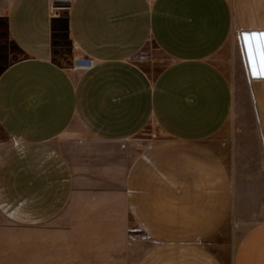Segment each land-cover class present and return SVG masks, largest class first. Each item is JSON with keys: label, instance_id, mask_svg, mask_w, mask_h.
Returning a JSON list of instances; mask_svg holds the SVG:
<instances>
[{"label": "crops", "instance_id": "crops-1", "mask_svg": "<svg viewBox=\"0 0 264 264\" xmlns=\"http://www.w3.org/2000/svg\"><path fill=\"white\" fill-rule=\"evenodd\" d=\"M63 16L49 0L0 14L22 56L0 75V216L40 227L94 206L151 243L135 264H222L207 238L264 214V162L233 173L237 88L222 62L236 25L264 30V0H74L70 39L92 61L75 70L59 60ZM150 44L161 58L144 68ZM247 75L264 161V77ZM151 123L159 137L140 139ZM236 264H264V220Z\"/></svg>", "mask_w": 264, "mask_h": 264}, {"label": "rangeland", "instance_id": "rangeland-1", "mask_svg": "<svg viewBox=\"0 0 264 264\" xmlns=\"http://www.w3.org/2000/svg\"><path fill=\"white\" fill-rule=\"evenodd\" d=\"M7 1L0 0V14L4 13ZM60 12L64 16L61 19L59 60L73 70L74 62H79L81 56L70 39L67 25L69 12ZM241 32L242 29L236 25L227 54L222 60L225 72L237 88L230 122L231 143L235 152L232 158L236 161L232 163V168L236 177L247 173L257 175V172L250 170L264 162L260 128L248 81L250 77L247 75L246 60L241 53L242 41L238 39ZM21 57L20 51L9 37L5 18L1 17L0 75ZM160 58L157 48L150 44L136 60L139 65L147 68ZM139 137L143 140L157 139L159 128L151 123ZM5 140L0 130V141ZM241 152L243 155H239ZM108 215V212L100 211L94 206H84L83 209L72 206L57 221L40 227L10 224L0 216V264H135L151 243L144 235L139 234L129 220L125 221L128 232L123 235L122 221L103 218ZM263 220V213H255L250 218H230L224 221L221 232L208 237L205 244L222 264H236L244 236Z\"/></svg>", "mask_w": 264, "mask_h": 264}, {"label": "snow or ice", "instance_id": "snow-or-ice-1", "mask_svg": "<svg viewBox=\"0 0 264 264\" xmlns=\"http://www.w3.org/2000/svg\"><path fill=\"white\" fill-rule=\"evenodd\" d=\"M238 39L241 53L247 57V65L257 77H264V30L242 31Z\"/></svg>", "mask_w": 264, "mask_h": 264}, {"label": "built area", "instance_id": "built-area-1", "mask_svg": "<svg viewBox=\"0 0 264 264\" xmlns=\"http://www.w3.org/2000/svg\"><path fill=\"white\" fill-rule=\"evenodd\" d=\"M49 1H50V11L52 14H54L55 12H58V11L70 12L72 9V4L74 2V0H49ZM78 60L79 61H82V60L86 61L89 64L87 68H89L91 66L92 61L89 59H86L84 56H81V58H79ZM76 61L74 62L73 70H75ZM125 146L126 145H123V147H125Z\"/></svg>", "mask_w": 264, "mask_h": 264}, {"label": "bare ground", "instance_id": "bare-ground-1", "mask_svg": "<svg viewBox=\"0 0 264 264\" xmlns=\"http://www.w3.org/2000/svg\"><path fill=\"white\" fill-rule=\"evenodd\" d=\"M88 63L86 62V61H83V62H76V64H75V68L76 69H80V68H85L86 66L88 67ZM86 67V68H87Z\"/></svg>", "mask_w": 264, "mask_h": 264}, {"label": "water", "instance_id": "water-1", "mask_svg": "<svg viewBox=\"0 0 264 264\" xmlns=\"http://www.w3.org/2000/svg\"><path fill=\"white\" fill-rule=\"evenodd\" d=\"M258 124H259V128H260V133H261V135L263 134V129H262V126H261V124H260V122L258 121Z\"/></svg>", "mask_w": 264, "mask_h": 264}]
</instances>
